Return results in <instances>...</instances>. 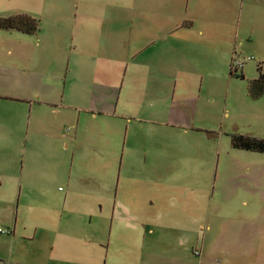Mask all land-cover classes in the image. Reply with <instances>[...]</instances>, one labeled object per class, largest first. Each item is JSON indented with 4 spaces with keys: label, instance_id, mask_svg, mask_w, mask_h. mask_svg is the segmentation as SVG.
<instances>
[{
    "label": "rangeland",
    "instance_id": "obj_1",
    "mask_svg": "<svg viewBox=\"0 0 264 264\" xmlns=\"http://www.w3.org/2000/svg\"><path fill=\"white\" fill-rule=\"evenodd\" d=\"M43 2L0 0V14L27 12L38 17L41 35L46 32L50 18L68 24L61 55L52 60L54 69L46 68L51 56L42 50L43 47H36V35L16 29H0L1 68L16 71L23 67L24 73L31 70L39 74L55 72L59 80L56 88L63 91V101L95 110L101 106V97H108L111 105L116 104L117 115L99 114L91 118L82 109L74 142L71 136L75 113L71 111L67 122L65 117L59 119L53 132H63L66 126L72 128L63 135V140H57L59 175L50 174L54 168L50 163V169L46 170L48 182L45 181L46 172L41 173L39 189L34 184L21 182L18 187L14 183L12 201L3 211L0 208V226L12 228L10 233H0V264H140L130 258L133 247L130 245V234L133 236L130 217L122 210V205L118 215H112L111 195L98 197L72 192L71 202L61 209L59 195L69 189L65 172L69 170L73 175L77 168L94 170L96 167V152L91 144L95 145V140L115 146L114 160L109 158L114 165L105 177L129 214L130 186L138 187L135 200L140 206L149 199L142 190V180L130 177V159L150 160L148 154L159 151L188 154L180 165L199 172L201 185L195 193L183 186L177 192L183 198L197 197L208 202L228 196L255 197L262 201L259 213L264 217V151L232 147L228 134L238 131L264 138V89L256 98L246 93V80L256 75V64L264 65V0H46V5L40 8ZM121 5L130 6V13L131 8H160L166 11L163 20L179 25L192 19L190 27L194 32L201 26L200 22L210 23L212 28L206 31L209 39L217 38L212 24L223 23L216 26L225 30L228 42L221 52L214 54L212 65L202 68V74L184 73L185 77L175 78L178 87L174 89V78L170 79L156 68L147 72L138 64L143 51L135 55L133 52L141 43L142 31L133 29L130 38L131 21L124 19L120 12L106 14L110 7ZM82 9L101 10L96 16L75 14ZM155 18L152 14L149 19L143 16L139 19L136 13L134 22L136 19L141 20L140 23L154 22ZM72 30L75 35L71 38ZM81 30L88 40L76 41ZM94 34L95 39H89ZM7 48L13 50L11 55L4 51ZM245 55H251V59L245 60L240 71L230 75L231 58ZM21 59L24 63L20 64ZM240 73L243 77L237 76ZM172 109L176 116H186L193 126H188L187 130L177 125L159 127L147 120L155 114L165 118ZM16 110L0 107V116L17 118L19 123L10 132L13 140L7 139L0 149V168L7 167L9 173L15 169L17 175L21 172L24 176L31 144L40 145V157L48 166L44 158L48 147L45 138L50 134L44 131L50 129V125L47 124L48 115L43 112L38 115L42 124L36 121L37 126L34 125L35 115L32 114L27 128V109L24 106L19 119ZM128 124L130 137L126 133ZM15 134L20 135L16 146L12 143L16 141ZM12 175L15 178V174ZM10 182L6 180L2 185L8 187ZM18 189L19 205L16 204ZM83 199L91 208L88 205L83 208L80 202ZM1 206L4 207L2 203ZM54 229L68 231L69 240L54 235Z\"/></svg>",
    "mask_w": 264,
    "mask_h": 264
},
{
    "label": "crops",
    "instance_id": "obj_2",
    "mask_svg": "<svg viewBox=\"0 0 264 264\" xmlns=\"http://www.w3.org/2000/svg\"><path fill=\"white\" fill-rule=\"evenodd\" d=\"M42 1L36 0L37 4ZM43 5H46V0L41 3L40 8ZM136 9L131 8L130 13V6L121 5V7L116 8L110 7L106 14L114 15L120 12L124 19L130 20V38L133 35L131 34L133 29L142 31L139 36L141 43L136 47L135 53L133 52L135 55L143 51L142 59L138 64L147 72L156 68L167 74L170 79L174 78V89L178 87L175 78L185 77L184 73L202 74V68L207 64L211 66L214 54L217 51L218 53L221 52L228 42L225 30H221V27L216 26L223 25V23L212 24L213 29L217 31V38L209 39L206 36V31L212 28L210 23L200 22L201 26L194 32L191 31L190 27L193 25L192 19L188 23L179 25L176 22H169L167 19L163 20L166 11L160 8L153 10L148 8ZM100 10L82 9L75 14L96 16ZM136 13L139 19L142 16L149 19L152 14L156 18L154 22L147 20V22L142 21L140 23L141 20L139 19L134 22ZM158 18L160 19L159 22ZM138 20L139 22L135 24ZM67 28V23H60L50 18V23L44 35H41L40 23L38 30L32 33V35H36L34 41L36 47H43L42 50L51 56L49 57L51 61L46 65L47 69H54L55 63L52 60L59 58L61 55L62 44H64L65 37H67ZM83 31L81 30L76 36L78 37L76 41L88 40V38L82 36ZM74 35L75 32L72 30L71 38ZM95 37L94 34L89 39L94 40ZM160 40L161 42H159ZM4 51L11 55L13 50L7 48ZM95 56L99 57L97 54ZM21 63H24L23 59L20 60ZM6 70L4 66L1 68L0 64V107L16 108L19 119L25 106L26 113H28L27 128L28 122H30L29 116L34 114L33 124L36 125L35 122L37 121L39 125L42 123H40L38 115H43V112L46 113L48 115L47 124L50 125V129L41 130L46 133L49 132L50 137L45 138L48 141V147L47 156L44 158L49 162L48 166L40 157V145L33 146L31 144L29 146V163L25 168L24 176L21 172L17 175L15 169L9 173L7 167L0 168V202L4 205V207H0L2 208L1 211H3L5 205L7 206L8 202L12 201L11 194H13L12 187H14V183H17L18 187H20L21 182L34 184L35 188L39 189L41 173L46 172L45 181L48 182L47 171L50 169V163L54 165L50 174L56 173V175H59L57 160L60 158V153L57 149V140L58 138L63 140L65 134L72 130L70 126H66L63 132L61 130L58 133L53 132L52 128L55 127L59 119L65 117V122H67L71 111L75 113L73 119L74 130L71 136V140L74 142L79 132L82 109L91 118H96L99 114H104L105 117H116L117 115L114 109L116 104L111 105L108 97L106 99L101 97V100H103L101 106L95 108V110L91 107H75L63 101V91L56 88L59 80L55 72L39 74L35 72L36 70H28L29 73H24L23 67L16 68V71ZM173 98L174 93L171 96L172 100ZM127 103L130 107V97ZM185 117L184 115L176 116L175 110L172 109V112L165 118L155 114V116L147 117V120L159 127L177 125L187 130L188 126L193 125ZM127 118L130 120V115H127ZM16 121H18L17 118L9 119V116L5 117L4 114L3 117L0 116V149L4 147L7 139L13 140V134L11 136L10 132L14 126L19 125ZM187 121L188 123H186ZM126 133L130 137V124L126 127ZM19 136L15 134L14 140L16 141L12 142L15 143L14 146H16ZM94 142H96L95 145L91 144L92 150L96 152L94 155L96 167H94V170L77 168L73 175L69 170L65 172V177H63L69 185V189L59 195L61 209L66 208L68 202H71L72 192L90 193L89 195H97L98 197L111 195L112 215L115 213L118 215L120 211L118 208L122 205V210L128 215L127 217H130V230L133 231V236L130 234V242L132 243L130 245H133L130 248V258L136 259L140 264H264V217L259 213L262 201L258 198L250 197L248 199L247 197L228 196L223 200L208 202H203L197 197L194 199L183 198L182 195L177 193L183 186L189 189L191 193H195L197 187L202 183L198 171L193 170V167H182L180 165L182 160L188 158L189 155L152 151L148 154V157H151L152 160L145 159L138 162L130 159V177L142 180V190L149 199L140 206L135 200L138 187L130 186L129 214L127 207L115 197V192L111 189L109 181L105 177V174L109 173L114 165L110 159L114 160L115 146H111L108 142L102 140H95ZM12 174H15V178ZM180 179L184 182H177ZM6 180L11 181L8 187L2 185ZM19 197L18 189L17 205L20 204ZM80 202L83 208L89 204L84 199ZM98 206L101 208L100 202ZM88 207L91 208L90 205ZM6 228H10V232L12 231L11 227ZM33 235H35V232ZM54 235H61L69 240L70 234L66 230L54 229ZM194 248L199 250L198 255L192 253Z\"/></svg>",
    "mask_w": 264,
    "mask_h": 264
},
{
    "label": "trees",
    "instance_id": "obj_3",
    "mask_svg": "<svg viewBox=\"0 0 264 264\" xmlns=\"http://www.w3.org/2000/svg\"><path fill=\"white\" fill-rule=\"evenodd\" d=\"M39 27V18L26 12H13L7 15H0V29H16L24 33H35ZM256 75L246 80V93L251 98L261 95L264 89V65L257 63L255 66ZM231 75L233 72L228 71ZM239 77L243 75L237 74ZM229 140L232 147L244 148L255 151H264V138L250 134L232 131Z\"/></svg>",
    "mask_w": 264,
    "mask_h": 264
},
{
    "label": "built area",
    "instance_id": "obj_4",
    "mask_svg": "<svg viewBox=\"0 0 264 264\" xmlns=\"http://www.w3.org/2000/svg\"><path fill=\"white\" fill-rule=\"evenodd\" d=\"M251 59V55H246V56H241V57H236L233 56L230 61V70L232 72L240 71L242 64L245 62V60ZM68 129V128H66ZM10 228H3L0 226V233H9ZM192 253L195 255L199 254V250L197 248L192 249Z\"/></svg>",
    "mask_w": 264,
    "mask_h": 264
}]
</instances>
